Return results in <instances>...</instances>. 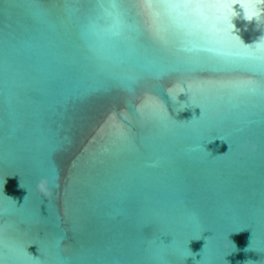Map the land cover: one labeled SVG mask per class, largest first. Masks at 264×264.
Returning a JSON list of instances; mask_svg holds the SVG:
<instances>
[{"label": "water", "instance_id": "water-1", "mask_svg": "<svg viewBox=\"0 0 264 264\" xmlns=\"http://www.w3.org/2000/svg\"><path fill=\"white\" fill-rule=\"evenodd\" d=\"M110 2L0 0V261L264 264V22Z\"/></svg>", "mask_w": 264, "mask_h": 264}, {"label": "snow or ice", "instance_id": "snow-or-ice-1", "mask_svg": "<svg viewBox=\"0 0 264 264\" xmlns=\"http://www.w3.org/2000/svg\"><path fill=\"white\" fill-rule=\"evenodd\" d=\"M236 3H241L243 7L245 8L246 15L250 19L253 15H255V9L250 4L245 2V0H219V2L216 3H209V2H202V0H175V2H169L164 3L162 5H159V7L168 10L170 12H175L178 17H188V16H194L198 20L201 21H211V22H222V24L225 26V31L227 32L232 28V16L235 15L232 5ZM99 7L104 9V12L107 16L112 17V24L110 28L107 30L111 33V36H120L121 29L123 27V20L121 18V15L119 12H113L111 9L119 8L120 5L116 4H106V3H99ZM216 10L217 14L216 16L212 15V11ZM98 26L94 23L89 25L88 32L89 33H97ZM101 47L105 50V53H107L108 50L115 47V42L111 39L106 40ZM244 50L248 52L253 51H261L264 52V43L257 44L252 46L251 49L245 48ZM15 51L14 49L12 50ZM15 63L13 59V55L9 52L8 48L5 49V59H4V65H5V71H4V80H5V86L8 88L10 86V76H14L15 74L12 71V66ZM11 101H9L8 108H6V117H5V123L7 126V122L11 116L10 109ZM7 130V129H6ZM15 249L22 253L23 255L28 256L30 260V264H49V259L45 258L46 253L45 250L41 251V254L43 256V259L32 257L31 254L27 251L28 248V242L27 241H18L13 244ZM11 264H20V262L17 261H11Z\"/></svg>", "mask_w": 264, "mask_h": 264}, {"label": "clouds", "instance_id": "clouds-1", "mask_svg": "<svg viewBox=\"0 0 264 264\" xmlns=\"http://www.w3.org/2000/svg\"><path fill=\"white\" fill-rule=\"evenodd\" d=\"M245 2L247 3H250L254 9H255V15H253L250 19L247 17L246 15V11H245V8L243 7V5L241 3H239V6L241 9H243V13H244V17L247 19V20H252L253 18H255L259 24L261 22H264V0H245ZM116 4V5H119L118 3L115 2V0H113V2H110V3H106V4ZM97 7L101 10L104 11L103 8L99 7V4L97 5ZM232 8H233V11L235 13V15L232 16L235 17L238 15V13L234 10V4L232 5ZM118 9L119 8H116V9H111V11L113 12H118ZM110 17V16H108ZM112 18V17H111ZM92 24V20L91 18H86L82 23H81V32L82 34L84 35H87L89 32H88V29H89V25ZM172 85H169V87H171ZM181 93H185V92H181ZM179 93L178 96L176 97V102H178V97L179 95L181 94ZM169 99H171L169 97ZM184 110V109H182ZM181 110V111H182ZM47 186V179L46 178H42L40 183L38 184V188H43V187H46ZM193 217L195 216V212H191L190 213ZM153 258L154 260L156 261V264H164V258H163V255L159 252H154L153 253ZM0 264H3V261H0Z\"/></svg>", "mask_w": 264, "mask_h": 264}]
</instances>
